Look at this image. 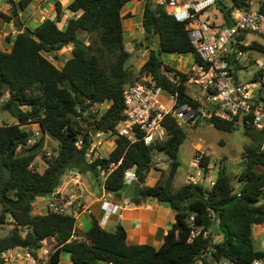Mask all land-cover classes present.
I'll use <instances>...</instances> for the list:
<instances>
[{
    "label": "trees",
    "instance_id": "16d2710c",
    "mask_svg": "<svg viewBox=\"0 0 264 264\" xmlns=\"http://www.w3.org/2000/svg\"><path fill=\"white\" fill-rule=\"evenodd\" d=\"M33 1L7 0L10 13L0 11V16L18 24V8L26 9ZM133 1L72 0L68 9L77 15L70 17L64 27L58 1L56 19L48 17L36 28L24 27L13 39L8 37L12 41L10 51L0 47V110L16 119L15 123L0 125V228L12 225L6 234L0 232V254L6 249L24 247L37 255L38 249L51 238L54 249L46 264H60L63 252L69 254L72 264H196L199 261L214 264L225 260L252 264L255 258L264 256V250L256 246L253 231L255 225H264V141L259 137L253 136L254 142L245 147L238 187L226 166L220 168L212 186L189 180L179 188L174 187L180 167L179 153L187 132L171 115L164 120L167 130L164 141L146 145L118 137L108 157L93 163L87 161L91 134L115 129L124 118L123 89L138 74L152 73L168 91L178 92V105L189 103L194 108L199 105L185 85L170 81L166 71L174 67L160 57V53L194 54L196 60H201L186 24L177 21L164 5L154 0H146L142 16L148 57L139 70L130 67L132 52L126 44L123 10ZM217 2L226 23L230 24L232 8L244 5L246 0ZM82 32L88 35V44L81 37ZM69 44L73 45V55L61 66L46 56H56V52ZM251 48L264 53V45L258 41ZM236 64L240 66L239 61ZM261 74L260 70L255 78ZM260 98L264 100L261 93ZM100 103L108 104L101 114L92 110ZM205 119L226 132L239 128L236 120H224L213 114ZM29 123L40 125V138L24 128ZM253 129L245 125L246 134L252 135ZM260 131L264 133V129ZM79 135L83 138L81 148L76 145ZM45 136L55 139L57 148L46 159V167L39 170L33 163L40 155ZM156 151L167 154L168 167L161 170L155 185H146L145 181L138 184L137 193L131 198L140 203L152 195L174 210L176 222L160 247L129 244L122 225L111 232L95 217L84 238L73 239V232H77L75 217L53 211L34 213L36 199L51 196L67 172L99 177L101 168L121 159L122 163L108 175L105 189L122 196L126 169L135 167L139 175L148 169L145 180L153 168ZM210 159L203 156L201 166L208 167ZM0 264L5 263L0 259Z\"/></svg>",
    "mask_w": 264,
    "mask_h": 264
},
{
    "label": "built area",
    "instance_id": "2783aa9c",
    "mask_svg": "<svg viewBox=\"0 0 264 264\" xmlns=\"http://www.w3.org/2000/svg\"><path fill=\"white\" fill-rule=\"evenodd\" d=\"M164 5L167 12L177 21L185 23L191 43L200 61L193 62L187 70L177 67L166 71L170 81L175 85H196L199 90L192 97L199 103L194 108L189 103L177 104L178 92L168 91L160 84L152 73H141L125 84L123 99L125 104L124 118L110 131L96 130L91 134L90 146L86 158L89 163L96 159L109 156L112 150L105 147L116 138L125 137L130 143L142 141L146 145L157 144L166 139L167 130L164 120L167 115L176 118L180 125L189 122H203L207 116H214L237 121L242 125H250L256 130L264 129V57L258 50L251 48L253 40L247 38L255 34L264 38V0H246L244 5L234 6L230 12L231 23L227 24L223 11L218 6V0H154ZM244 46L241 48L240 46ZM245 56H254V61L262 71L261 76L251 82H238L233 71L235 65ZM189 91V90H188ZM264 97V96H263ZM78 148L83 145L82 135L76 142ZM106 148L105 150L103 148ZM104 150V151H103ZM157 152V151H156ZM155 152V153H156ZM207 156L202 150L196 154L194 166L200 168L195 175H190L188 181L203 182L206 177L203 173L209 169L201 166L200 161ZM122 163L112 161L108 168H101L99 172L100 186L105 189L108 175ZM165 162L155 157L153 168H161ZM80 175L78 171H69L65 175ZM139 174L135 167L126 169L124 186L137 180ZM216 179H210V186ZM124 191V190H123ZM236 194L238 190H235ZM129 198L124 204L129 205ZM107 203L113 210L118 205ZM48 212L68 214L77 218L84 210L85 205L77 195H66L55 191L47 202ZM199 233L193 231V235ZM73 239L82 240L83 234L73 232ZM219 239H217L218 241ZM209 253V251L207 252ZM41 255H34L24 247H14L3 250L0 259L5 264H46L50 251L45 247ZM196 264H202L199 261ZM214 264H234L231 261L214 262ZM252 264H264V256L257 257Z\"/></svg>",
    "mask_w": 264,
    "mask_h": 264
},
{
    "label": "rangeland",
    "instance_id": "374dc122",
    "mask_svg": "<svg viewBox=\"0 0 264 264\" xmlns=\"http://www.w3.org/2000/svg\"><path fill=\"white\" fill-rule=\"evenodd\" d=\"M15 1L19 2V0ZM58 1L62 6V12L60 15L62 17V20L66 21L69 16L74 14L68 9V5L72 0H34V4L31 3V5L27 7V10H25L24 13L27 14L28 17L33 18V15L37 10L43 13L42 17H39V19L41 20L45 19L46 17L56 19L58 15ZM50 2L53 5L51 4V6H49ZM145 2L146 0H134L133 2L127 4L123 10V24L126 34V44L132 52V57L128 63L130 67H133L136 70H139L142 67L149 54V49L147 48L148 41L144 39L145 34L142 26V16ZM18 9L19 11L21 10L20 7ZM10 10L11 8L7 10V13H10ZM33 26L34 23L31 22L30 28H32ZM80 35L86 40L88 44V35L84 32H82ZM247 40L258 41L259 43L264 45V38L255 34L249 35ZM154 41L157 42V39H155ZM154 46L155 45H152L151 48H155ZM72 55V44H69L59 52H56V56L52 54H46V56L58 66H61ZM262 56L264 57V53H262ZM179 57H182V59H180ZM162 59L166 64H176L179 67H189L193 62L194 56L193 54L179 55L175 53H165L163 54ZM253 60L254 59L252 56L251 58L243 56L239 61L240 66H237L236 64L233 65L234 75L238 82L247 83L256 80L255 76L260 71V69ZM188 90L190 93H194L199 90V88L196 85L188 84ZM107 106V103L96 104L92 107V110L101 114L105 111ZM15 122L16 119L9 112L0 110V125L12 124ZM183 127L187 132V139L181 146L179 153L180 167L174 181L175 188H179L180 186H182L186 182L187 177H189L190 175H195L200 170V168L193 165L196 154L199 150L204 151L207 156L211 157L209 169L202 174L203 177H206L203 181L205 185L210 186L209 180L216 179L220 168L222 166H226L234 177L235 187H238L239 177L244 167L243 162L245 160L243 153L245 147L251 145L254 142V139L252 138L253 136L259 137L264 141L263 132L253 129L251 132L252 135L246 134L245 126L240 123L238 126L239 128L233 132L219 130L213 125L209 124L206 119H203V122H189L188 124L183 125ZM24 128L34 131L37 138H40L42 135L40 125L38 123L26 124L24 125ZM109 144V147L108 145L105 146L107 148L106 152L110 150V148H113L115 146L113 142ZM105 147L103 148L104 150L106 149ZM56 148L57 141L50 136H45L40 155L34 161L33 166L37 169H44L46 167V159L51 158L54 155ZM155 155L159 156L165 162V164L158 169L162 170L167 168L170 161V158L167 156V154L162 151H157ZM151 172L158 173L153 168ZM85 175L86 177H90L91 174L86 173ZM262 226L264 227V225ZM11 227L12 225L3 226L2 228H0V232L2 234H6ZM254 238L257 248L262 249V243L264 241V231L258 232V229L255 228ZM45 247L48 248L51 252L54 249V241L51 238H48L45 241V245L38 249V253L44 255L43 250L45 249ZM60 264H71L69 254L67 252L62 253V260Z\"/></svg>",
    "mask_w": 264,
    "mask_h": 264
},
{
    "label": "crops",
    "instance_id": "0c3cea01",
    "mask_svg": "<svg viewBox=\"0 0 264 264\" xmlns=\"http://www.w3.org/2000/svg\"><path fill=\"white\" fill-rule=\"evenodd\" d=\"M32 3L34 4V2ZM51 4L52 3L50 2L49 6H51ZM9 8H11V5L7 0H0V10L7 13ZM25 10H27V8L19 11L20 22L18 24H15L13 20L7 22L0 16V47L3 50L10 51L12 47V41H10L8 37L13 39L14 36L24 27L30 28L31 22L34 23V26L31 29H34L44 20L39 19L43 14L41 11L36 10L33 18H30L24 13ZM76 15L77 14H73L69 16L68 19ZM67 20L63 21L61 17L62 27L67 24ZM252 57L254 59V56ZM179 58L182 59V57ZM172 66L177 67L180 70H187L189 68L179 67L176 64H173ZM187 92L191 96L193 95V93H190L188 90ZM114 148L115 146L110 148V150H113ZM155 157L160 158L156 155ZM153 169L158 173L151 172V169L144 180L146 185H155L161 177L162 171L158 168ZM187 181L188 177L186 182ZM57 191H61L66 195H77L83 201L85 210L76 218V228L77 232L80 234L86 233L91 228L92 218L95 217L104 229L111 232L115 231L118 225H122L127 231V242L129 244H151L160 247L164 242L165 235L176 222V214L174 210L167 205L160 203L157 199L151 201L148 197L146 200L136 203L132 198H129L128 200L130 204L125 205L124 195L118 196L107 192L106 189L100 186L99 177L92 174L90 177H86L85 174H67L63 177L62 183L57 188ZM48 199L49 196L38 197L34 203V212L36 211L35 213L37 214L47 213ZM106 202L118 205V208L116 210L110 209L107 207ZM255 228L258 229V232L264 231L262 225H255L253 231ZM217 239H219V237ZM262 250H264V241L262 243Z\"/></svg>",
    "mask_w": 264,
    "mask_h": 264
},
{
    "label": "water",
    "instance_id": "95a60500",
    "mask_svg": "<svg viewBox=\"0 0 264 264\" xmlns=\"http://www.w3.org/2000/svg\"><path fill=\"white\" fill-rule=\"evenodd\" d=\"M160 57H162V54L160 53ZM148 172V169L144 171V173L140 174L137 178V180L133 181L130 185L124 186V197L125 198H131L137 193V185L142 184L144 181V175ZM99 188V187H98ZM149 199L151 201L155 200L154 196L150 195Z\"/></svg>",
    "mask_w": 264,
    "mask_h": 264
}]
</instances>
